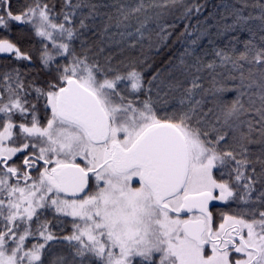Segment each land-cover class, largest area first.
<instances>
[{
    "label": "snow or ice",
    "instance_id": "snow-or-ice-1",
    "mask_svg": "<svg viewBox=\"0 0 264 264\" xmlns=\"http://www.w3.org/2000/svg\"><path fill=\"white\" fill-rule=\"evenodd\" d=\"M0 264H264V0H0Z\"/></svg>",
    "mask_w": 264,
    "mask_h": 264
},
{
    "label": "trees",
    "instance_id": "trees-1",
    "mask_svg": "<svg viewBox=\"0 0 264 264\" xmlns=\"http://www.w3.org/2000/svg\"><path fill=\"white\" fill-rule=\"evenodd\" d=\"M208 2H209V5H211L213 3H216L217 0H208ZM208 10L211 11V7H209ZM13 27H14V30H18L22 26L14 24ZM181 27H182V25H181ZM246 37H247V34H241V39H245ZM204 43L206 44V41ZM175 48L178 49L179 45H176ZM176 54H178V52ZM167 55H169V49L165 48L162 50L160 57L157 58L158 63L160 60L164 59ZM232 95H233L232 93H229L227 95V98L230 99L232 97Z\"/></svg>",
    "mask_w": 264,
    "mask_h": 264
}]
</instances>
